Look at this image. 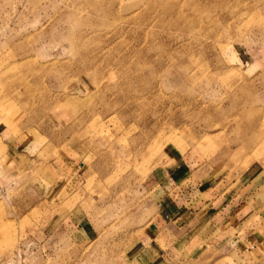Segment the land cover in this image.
I'll list each match as a JSON object with an SVG mask.
<instances>
[{"label":"rangeland","instance_id":"rangeland-1","mask_svg":"<svg viewBox=\"0 0 264 264\" xmlns=\"http://www.w3.org/2000/svg\"><path fill=\"white\" fill-rule=\"evenodd\" d=\"M187 156L240 205L189 264H264V0H0V264H134Z\"/></svg>","mask_w":264,"mask_h":264},{"label":"crops","instance_id":"crops-1","mask_svg":"<svg viewBox=\"0 0 264 264\" xmlns=\"http://www.w3.org/2000/svg\"><path fill=\"white\" fill-rule=\"evenodd\" d=\"M211 169L205 168L203 160L187 156L178 166L173 165L165 170L170 187L163 198H169V211L164 209L161 219L152 223L150 229L144 230L134 264H189L191 253L187 248L194 234L201 233L209 225L215 228L219 224L223 227L237 225L233 221L240 206L236 196L224 183V177L211 181L214 178ZM159 174L166 177L162 172ZM151 177L152 180L158 179L155 173ZM158 182H152L153 188ZM246 227L242 234L236 231L226 238L211 239L221 244L227 242L225 247L228 249L236 245L246 246L251 243L250 227Z\"/></svg>","mask_w":264,"mask_h":264}]
</instances>
